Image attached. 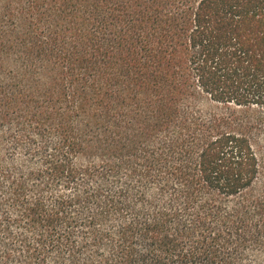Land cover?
I'll list each match as a JSON object with an SVG mask.
<instances>
[{
  "label": "trees",
  "instance_id": "obj_1",
  "mask_svg": "<svg viewBox=\"0 0 264 264\" xmlns=\"http://www.w3.org/2000/svg\"><path fill=\"white\" fill-rule=\"evenodd\" d=\"M0 264H264V0H0Z\"/></svg>",
  "mask_w": 264,
  "mask_h": 264
}]
</instances>
